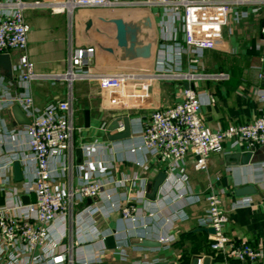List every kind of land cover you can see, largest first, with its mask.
I'll return each instance as SVG.
<instances>
[{
    "label": "crops",
    "instance_id": "crops-1",
    "mask_svg": "<svg viewBox=\"0 0 264 264\" xmlns=\"http://www.w3.org/2000/svg\"><path fill=\"white\" fill-rule=\"evenodd\" d=\"M144 13L149 12L126 8L75 12L73 45L95 48L88 65L90 72L144 73L156 69L165 55L160 50V42L174 46L169 39L172 28L164 19H154L158 41L149 60L120 63L115 55L97 45L102 43L115 47L113 25L99 21V17L129 18ZM84 14H92L96 24L109 37L96 33L94 29L90 36H85L81 20ZM24 15L31 26L28 54L35 64V71L54 74L67 70L70 47L67 13L54 14L48 7H29ZM263 27L264 7L239 23L225 26L216 47L204 53L197 71L229 75L225 80L211 77L193 81L195 90L202 96L200 115L208 129L251 122L264 109V103L258 98L264 83L259 78L260 69L257 67L264 53ZM166 54L170 58L176 56L172 47ZM9 55L12 74L0 66V205L18 200L23 203L24 195L34 193L35 162L27 148V124L18 123L11 111L13 106H20L15 98L28 89L39 109L65 100L72 91L76 112L73 146L71 151L51 161L55 169L53 187L63 191L88 179L106 183L102 195L84 199L75 206L72 215H66L52 225L51 252L59 251L61 244L73 242L74 264H192L195 255L209 256L210 264H264V146L254 150L250 162L245 165L227 161L229 154L245 150L243 143L232 142L226 143L222 152L210 156L205 171L194 169L192 155L186 156L171 170L168 163L151 157L145 151L131 152L130 148L154 110L174 105L181 99L184 81L170 78L153 83L147 98L144 96L148 91L143 83H130L127 96L115 92L111 97L94 78L72 83L39 79L28 85L20 79V71L13 67L18 60L17 53ZM183 70H190L186 61H183ZM110 98L114 101L112 104L108 101ZM87 110L90 113L89 126H86ZM125 117L129 119L130 137L112 139L124 130L111 129V124L117 119L123 123ZM11 153L19 156L16 161L20 162L22 171L20 181L14 176V162L6 168ZM161 171L166 172L167 177L155 197L151 198L154 179ZM245 185H253L255 191L237 195L236 189ZM212 190L221 195L228 217L225 231L230 241L250 243L260 252L257 260L235 259L210 247L213 233L201 220L207 210L205 196ZM106 194H110V198ZM127 201L138 207L133 221L124 220L118 210ZM133 225L135 228H131ZM162 235L173 239L162 243L159 241ZM143 240L156 244L146 246L141 244ZM16 246L6 248L0 242V264H25L27 257L23 250L26 249L21 245L14 249ZM99 255L100 263L95 261Z\"/></svg>",
    "mask_w": 264,
    "mask_h": 264
},
{
    "label": "built area",
    "instance_id": "built-area-1",
    "mask_svg": "<svg viewBox=\"0 0 264 264\" xmlns=\"http://www.w3.org/2000/svg\"><path fill=\"white\" fill-rule=\"evenodd\" d=\"M29 7H48L54 14L67 13L70 39L67 70L54 74L35 71V64L28 54L31 26L24 15ZM263 7L264 0H0V54L17 53L18 60L13 67L20 71V79L28 85L39 79L72 83L75 80L94 78L111 97L115 92H122L127 96L130 83H143L148 91L144 96L147 98L153 83L164 79L173 78L188 83L211 77L227 79L229 75L226 73L204 74L197 71V67L204 53L216 47L225 26L239 23L251 14L259 13ZM94 8L148 10L153 19L160 18L169 22L173 31L169 39L174 46H168L165 41L160 42V50L166 56L164 55L153 72L94 74L89 71L88 65L95 48L73 45L75 12ZM153 8L156 11H152ZM161 26L164 27V24ZM171 47L176 52L174 58L167 57L166 54ZM183 61H186L190 70H183ZM263 63L264 53L260 56V65L257 66L260 69L259 78L262 80ZM133 95L137 93L133 92ZM258 98L264 103V89L259 90ZM15 101L30 119L25 133L30 158L35 162L32 186L36 200L27 204L18 200L0 205V242L6 248L14 244L18 246L14 249L23 246L26 249L23 253L27 257L25 264H74L73 242L60 245L58 241L59 251L51 252V227L57 220L72 215L79 202L102 195L106 183L88 179L63 191L53 187L55 169L51 161L71 151L73 146L76 112L72 91L65 100L50 103L44 109L37 107L30 89L17 96ZM108 101L111 104L114 102L111 98ZM202 105V96L195 88H184L177 103L151 113L130 151H145L151 157L168 163L171 170L186 156L192 155L194 169L205 171L208 169L210 156L222 152L226 143H243L244 151H254L264 146V109L251 122L210 130L204 125L200 115ZM118 129L124 130L123 123H120ZM25 157L23 155V160ZM18 158L17 153H11L6 168ZM6 168L4 172L7 171ZM106 196L110 198V194ZM205 199L207 210L201 222L214 230L210 247L235 259L257 260L260 252L254 246L248 242L232 243L226 234L228 217L222 206L220 193L209 191ZM15 210L20 212L15 213ZM118 210L127 221H133L138 213V207L131 201L119 206ZM131 228H135V225ZM172 239L165 235L159 237L162 243ZM95 261L102 262L101 256H97Z\"/></svg>",
    "mask_w": 264,
    "mask_h": 264
},
{
    "label": "water",
    "instance_id": "water-1",
    "mask_svg": "<svg viewBox=\"0 0 264 264\" xmlns=\"http://www.w3.org/2000/svg\"><path fill=\"white\" fill-rule=\"evenodd\" d=\"M83 23V34L85 36H90L92 29L100 35L109 37V35L100 29L96 24L95 19L92 14H84L81 18ZM99 21H103L107 24L113 25L114 35L113 39L115 40V47L105 46L102 43H98V47L104 51L110 52L115 55L116 59L120 63H130L137 60H149L153 57L154 46L158 41V32L155 26L154 19L150 13H144L139 17H129L124 18L122 16H111V17H99ZM0 66H3L8 70L9 75L12 74V63L9 54H0ZM264 70V63H263ZM264 83V79H263ZM184 87L186 89H194L193 83L184 82ZM12 114L15 120L20 124H29L30 119L22 111L20 106L15 105L11 109ZM86 126H89L90 113L87 110L86 112ZM124 131L119 132L112 139H122L130 137V124L127 117L122 119ZM120 126V119L115 120L110 128L117 129ZM253 156V150L248 151H237L235 153L229 154L226 159L229 162H235L237 165L248 164ZM14 176L17 181H20L22 176V171L20 169V162L15 161L13 164ZM167 177V173L161 171L157 174L152 185V191L149 197L154 198L159 187L164 183ZM255 191L253 185H245L236 189L237 195H246ZM36 200L35 193L31 195H24L22 197L23 203L34 202ZM209 231L214 233L212 228H209ZM137 241V239H136ZM143 245L150 246L156 243L143 240ZM201 260V261H200ZM210 264L209 256H200L195 255L192 259V264Z\"/></svg>",
    "mask_w": 264,
    "mask_h": 264
},
{
    "label": "rangeland",
    "instance_id": "rangeland-1",
    "mask_svg": "<svg viewBox=\"0 0 264 264\" xmlns=\"http://www.w3.org/2000/svg\"><path fill=\"white\" fill-rule=\"evenodd\" d=\"M158 10H160V9H158ZM152 11H156V8H153Z\"/></svg>",
    "mask_w": 264,
    "mask_h": 264
}]
</instances>
